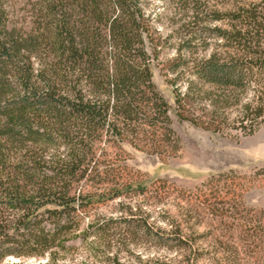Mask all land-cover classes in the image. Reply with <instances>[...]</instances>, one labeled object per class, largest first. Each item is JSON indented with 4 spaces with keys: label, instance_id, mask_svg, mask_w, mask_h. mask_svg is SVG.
Here are the masks:
<instances>
[{
    "label": "trees",
    "instance_id": "trees-1",
    "mask_svg": "<svg viewBox=\"0 0 264 264\" xmlns=\"http://www.w3.org/2000/svg\"><path fill=\"white\" fill-rule=\"evenodd\" d=\"M147 7V0H28L17 10L15 0H0V261L37 254L55 263L90 210L116 199L117 217L88 225L107 249L136 235L182 244L158 236L143 209L167 183L142 187L126 166L124 147L146 146L151 136L155 155L179 149L171 106L152 82L161 41ZM211 13L225 26L194 22L186 44L204 48L209 34L214 49L168 67L188 72L183 90L179 77L170 81L175 114L220 131L225 109L236 105L235 128L251 135L264 125V0ZM194 102L222 119L184 115ZM106 263L123 264L116 252Z\"/></svg>",
    "mask_w": 264,
    "mask_h": 264
},
{
    "label": "rangeland",
    "instance_id": "rangeland-1",
    "mask_svg": "<svg viewBox=\"0 0 264 264\" xmlns=\"http://www.w3.org/2000/svg\"><path fill=\"white\" fill-rule=\"evenodd\" d=\"M27 1L15 0L16 9ZM147 1L146 10L161 41L152 82L171 106L167 115L171 129L179 138V149L172 153L173 157L155 155L147 150L150 144L158 145L156 136H151L150 141L144 142L146 146L138 142L136 147H124L126 166L139 173L137 178L143 179L142 187L153 182L152 188H158L160 180L167 183L166 194L148 200L143 209L150 215L158 236L178 237L182 244L175 240L159 244L155 237L136 235L126 236L125 240L114 241V238L116 244L107 249L102 236L90 235L88 225L95 219L117 217L116 199L90 210L89 217L68 238L67 249L55 263L47 255L32 254L8 256L0 264H107L108 256L114 252L123 264H143L148 259L159 264H264V212H261L264 211V125L251 135H242L234 124L239 114L236 105L225 109L227 120L222 122L220 131L179 119L173 104L175 87L170 81L179 77L176 88L183 90L188 72L181 68L168 71L180 56L190 60L214 49L215 40L209 34L204 48L198 46L199 42L194 46L196 41L186 44L192 37L189 29L194 22L203 27L223 28L225 21L214 22L211 12L218 10L223 17L225 11L248 0ZM189 105V113L184 114L188 117L198 116L206 122L222 119V115L212 113L211 106L203 108L197 102ZM219 173L225 176L219 181L215 180L217 177L209 180Z\"/></svg>",
    "mask_w": 264,
    "mask_h": 264
}]
</instances>
